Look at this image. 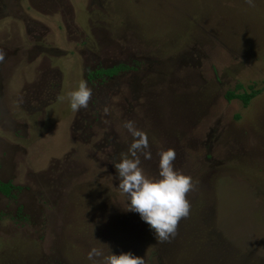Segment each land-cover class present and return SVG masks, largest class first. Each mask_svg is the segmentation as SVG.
I'll list each match as a JSON object with an SVG mask.
<instances>
[{
    "label": "rangeland",
    "instance_id": "374dc122",
    "mask_svg": "<svg viewBox=\"0 0 264 264\" xmlns=\"http://www.w3.org/2000/svg\"><path fill=\"white\" fill-rule=\"evenodd\" d=\"M60 3L0 0L6 115L23 135L0 127V264H93L92 247L146 264H264V0ZM96 63L111 73L89 77ZM42 78L44 116L22 101ZM81 80L91 96L73 112L66 93ZM251 90L246 104L226 97ZM124 120L147 134L145 174L172 148L192 178L167 240L122 208Z\"/></svg>",
    "mask_w": 264,
    "mask_h": 264
},
{
    "label": "clouds",
    "instance_id": "9594fccd",
    "mask_svg": "<svg viewBox=\"0 0 264 264\" xmlns=\"http://www.w3.org/2000/svg\"><path fill=\"white\" fill-rule=\"evenodd\" d=\"M247 2L251 4L252 0ZM90 96L91 89L83 80L66 93L68 106L73 112L87 107ZM122 127L132 138L127 154L112 163L118 180L116 187L124 196L122 208L137 213L155 240H167L175 234L178 221L188 215L189 203L185 197L193 187L192 178L173 168L176 154L172 148L157 152L155 176L145 174L140 167L141 157L145 160L152 157L148 151L147 134L135 127L132 120H124ZM86 258L93 264H97L96 258H99V264H146L143 257L131 252L114 254L109 251L104 254L97 247L90 248Z\"/></svg>",
    "mask_w": 264,
    "mask_h": 264
},
{
    "label": "flooded vegetation",
    "instance_id": "af4514ba",
    "mask_svg": "<svg viewBox=\"0 0 264 264\" xmlns=\"http://www.w3.org/2000/svg\"><path fill=\"white\" fill-rule=\"evenodd\" d=\"M57 1H60L61 2L60 3V6H61V4L63 2L61 9L64 10L63 11L64 13H67V11H68L67 10L68 9V6H67L68 0H57ZM2 4H3V6L5 5V3H2ZM5 58H7V56L4 55L3 58H1L3 61H1V59H0V127H5L7 125L8 128L16 131V133H17L16 135H19L20 137H23V135L21 134L20 130H17V129H19V125L17 123L18 121L16 122V125L13 126L11 123H9V122L12 121L11 117H8L6 115V113L8 112V109L6 107L7 105L5 104V99H4L5 95H4V91H3V84L1 82H3V80H4L5 83H6V80H7L8 76H9V74H10L9 73L10 70H8L9 69L8 66H6V70H4V68H3V65H4L3 63H4ZM93 67H94L93 70L88 71L89 73H91V74L88 75L89 77H93L95 75L94 73H96V72H102L101 74L111 73V71H110L111 69L110 68L109 69H106V68H103L102 66L100 67V65H98L97 63ZM111 68H112V66H111ZM3 70L5 71V76L2 75ZM86 70H88V68H86ZM42 80H44L46 82V83H44L45 86L42 85L40 87V83L38 82L37 83V86L34 88V91L32 92V94H34L35 96L36 95H39L40 94L39 90H41L42 91V94H46V98L43 99L42 101H38V103L35 102L34 103L35 106H32V100H33V98L31 97L32 94L31 95L28 94L27 96H25V98L23 97L22 98V101H24V99H25L26 102L28 103L27 104L28 107L30 106L32 110H38V111H40L42 113V115L44 116L45 113H46V111L44 109L51 102V100H49L50 96L53 95L52 96V98H53L54 97V94L51 91H49V89H48L49 87H46V84L48 83V81H47L48 78H46V79L45 78H42ZM30 83H31V81L28 82L27 85H30ZM60 84H61V82L57 84V88L60 87ZM50 85H51V83H50ZM54 85L55 84H53V87H54ZM51 89H52V87H51ZM18 91L19 90H17L16 93H18ZM12 97H13V94H12ZM52 100L54 101V99H52ZM4 123H6V125ZM75 126L80 128V125L77 126L75 124ZM82 130L85 131L83 128H82ZM4 145L5 144H2L0 142V150L1 151L5 149V146ZM0 162H1V160H0ZM0 171H2V170L0 169ZM8 182L9 181L2 180L1 174H0V194H5V195L7 194V187H9Z\"/></svg>",
    "mask_w": 264,
    "mask_h": 264
},
{
    "label": "trees",
    "instance_id": "16d2710c",
    "mask_svg": "<svg viewBox=\"0 0 264 264\" xmlns=\"http://www.w3.org/2000/svg\"><path fill=\"white\" fill-rule=\"evenodd\" d=\"M257 92L258 90H251L249 92L243 91L239 93L228 91L226 97L229 99L232 97H238L239 99H241L243 104H246L251 99V97L254 96V94H256Z\"/></svg>",
    "mask_w": 264,
    "mask_h": 264
}]
</instances>
